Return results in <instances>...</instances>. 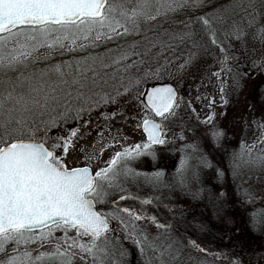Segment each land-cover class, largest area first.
<instances>
[{"label":"snow or ice","instance_id":"snow-or-ice-1","mask_svg":"<svg viewBox=\"0 0 264 264\" xmlns=\"http://www.w3.org/2000/svg\"><path fill=\"white\" fill-rule=\"evenodd\" d=\"M204 8L211 11L197 15ZM165 23L170 27L165 28ZM127 37L143 39L109 49L104 56L73 58L39 72L21 70L38 62L33 57L42 49L74 54L98 47L100 41ZM262 50L264 0H228L218 6L209 0H0V264H76L77 260L80 264H129L126 243L135 247L141 264H214L219 260L248 264L235 249L209 252L190 234L192 221L183 209L177 211L158 196L133 193L128 185L143 181L153 188L178 186L192 200L204 199L208 193L214 212L223 211L228 193L212 194L205 186L204 171L212 173L215 184L223 185L227 169L235 181L246 165L264 167V156L245 160L255 145H242L228 157L227 169L213 163L202 146L204 138L227 154L222 143L225 132L215 122L217 113L212 111L204 120L196 115L208 130L204 137H197L193 129L189 142L182 110L193 114L196 110L180 86L187 76L195 78L199 73L201 83H210L214 76L220 106L226 108L230 95L243 91L253 71L264 74V55H256ZM214 66L218 71L209 75L208 69ZM10 73H16L15 77ZM165 73L175 83L145 87L150 80H163ZM125 104L136 110L131 119L133 131L142 133L140 142L125 143L130 137L120 130L104 144V133L99 131V154L95 144L91 153L84 146L79 151L86 162L111 151L104 166L70 165V153L91 135L82 134L81 129L91 123L92 113L121 105L119 111L103 112L104 119H112L124 115ZM215 104L213 97L209 107ZM69 123L75 126L67 128ZM177 126L180 131L175 133ZM106 127L111 132V126ZM53 129L66 134L53 136ZM177 140L184 143L176 147ZM169 146L181 153L171 183L165 181L162 170L137 169L142 158L155 160L158 148ZM236 194L241 206L254 202L242 185ZM121 201H135L140 207H125ZM149 207H163L172 215L163 217ZM249 215L253 231L264 227V209ZM194 227L206 230L203 223Z\"/></svg>","mask_w":264,"mask_h":264},{"label":"rangeland","instance_id":"rangeland-1","mask_svg":"<svg viewBox=\"0 0 264 264\" xmlns=\"http://www.w3.org/2000/svg\"><path fill=\"white\" fill-rule=\"evenodd\" d=\"M155 27V25L153 26ZM105 41H100L97 43H103ZM82 43L88 44L90 42L83 41ZM68 53L67 50H64L63 53L60 51L56 52H50L48 49H42L39 54L33 57L34 61H38V63H41V61L46 58L49 55L56 56V55H62V54ZM155 53H153L154 55ZM151 59V57H149ZM148 58V59H149ZM32 65L35 63H30ZM49 66L52 64H48ZM41 70L45 69L49 66H46L44 63L40 64ZM46 66V67H45ZM218 71V66L211 67L208 69L209 75L211 72ZM258 76L253 77V85L250 86V88L247 87L246 92L243 96V92L239 93V95L235 94V98H240V105L239 107H236L233 105L232 102L226 107L222 108L220 106V92L218 88V82L216 78L213 76L211 78V82L209 83L208 80H204L203 83H201L200 74L198 73L195 78L192 76H187L185 79L181 82L180 86V92L184 96L186 101H191L192 108H195L196 113L193 114L191 111L187 108L183 109V113L186 114L187 120L186 124L188 127L185 128V136L187 137V140L191 142L193 139V129L195 130L197 137H204V134L207 132V127L204 125H200L199 122L196 120V115H199L200 120H204L208 114H210L212 111H215L217 113L216 117V123L217 125L223 129L225 132V139L222 141V143L227 139L226 136H229V139L232 138L235 141V144L237 146V151L240 150L241 146H247L251 147L252 145H255L254 148H252V154L251 157L245 156V160L251 159L252 161H258V158L261 156H264V143L260 142L261 140H264V128L261 127L262 124H264V82L258 83L257 81ZM164 82H172L175 83L172 80V77L169 73H165V78L157 83H164ZM156 84V83H155ZM153 85V84H151ZM150 84H146L145 87H149ZM200 97L198 100L197 97ZM215 98L216 104L212 107H209V103L212 98ZM249 97L255 100V102L258 105L262 106V113L257 112V104L255 105L253 101H249ZM124 102L121 101V104ZM121 105H109L107 109H99L97 111H94L91 115V123L88 125V127L82 128L81 133L84 132H90L91 135L85 137L84 140H81L77 144V151L71 152L68 158V163L70 165L75 166H84L86 163H91V166L93 169H96L98 167L104 166V162L110 157L111 151H107L104 153L102 157H99L98 159L92 160L90 162H86L84 159V153H81L79 151V148L81 146H84L86 152L91 153L93 151L92 145L95 144V153L98 155L100 148L102 147L101 144L96 143L98 137V132L103 131L104 137L103 141L104 144H107L112 137L117 136L118 131L122 130L123 134L126 136H129L130 139L126 141L125 143H137L140 142V140L143 138L142 133L140 131H133L134 128V121L131 119L134 115H136V110L131 104H125L123 107L124 115H117L112 119H104L103 118V112L107 111L109 113L116 112L120 110ZM244 107V108H243ZM246 107V110H245ZM221 112H226V115H221ZM127 119L128 123L125 124L124 120ZM80 123H83L82 121ZM111 126V132L107 130L106 126ZM75 126V123H69L66 127L72 128ZM59 131L58 133L60 135H65L66 132L63 129H55ZM54 130V131H55ZM175 133H178L180 131V128L174 127L173 130ZM56 133V131H55ZM56 133V134H58ZM55 136V134H53ZM173 137V133H169V139ZM183 141H176V147H179ZM210 141L204 138L203 141V147L204 150L207 152V149L210 148ZM172 146H169L167 149H160L157 150V158L155 160H152L151 157H144L141 161H138L136 163V167L139 171L145 172V173H152L158 170H162L166 176L167 171H171V175H173L176 172L177 167L179 166V161L181 158V153L179 151H173L171 150ZM116 149H113L112 151H115ZM209 158L212 159V157L209 155ZM213 160V159H212ZM220 159L215 161L213 160V163L215 164H222L220 163ZM242 176L241 178L235 177V181L233 179V176L231 174L230 178H232L231 184H229V187L234 186V190H237L240 182L236 181L237 179L243 180L248 177L249 174H258L261 177H264V167L257 168L255 164L253 165H246L242 169ZM204 179H205V186L209 189H211L212 194H215L217 191H219V188H225L226 187V180L228 179L227 172L224 178L223 185H217L214 183V180L212 178V173L205 170L204 171ZM166 181V177H164ZM245 183V182H244ZM243 183V184H244ZM246 183H248L246 181ZM242 184V183H241ZM254 187H249L245 184L242 188L248 189L253 197L254 202L250 205L247 204L241 211V213H238L239 220L236 219V214L233 212V208L228 205L227 200L223 201V211L219 214L214 212L212 205L209 203L207 199L208 193H205V198L200 200H192L191 197L186 196L182 191L175 193L174 190L160 186L159 188H153L149 185H145L143 181H140L138 184H129L128 187L130 191L133 193H136L141 196H158L160 200L163 203L166 204H172L177 208V211L180 209H183L188 218H191L194 222V224L203 223V216L206 215L207 220L205 224L206 226L209 225L210 227V235L213 234L214 236L218 234H229L232 231H235L237 229V226L243 227L250 226L251 217L249 213H251L254 210H260L264 209V180L262 183L255 182L253 183ZM262 186V191H259V186ZM171 191V192H170ZM257 192V193H256ZM237 195V194H236ZM113 198H118L113 197ZM122 206H133L136 207L137 210L139 209V204L135 201H121L120 202ZM238 209V208H237ZM148 210L153 213H157L163 217H171V213L167 211V209L160 207H149ZM204 212V213H203ZM205 212L207 214H205ZM240 212V211H239ZM249 221V222H248ZM115 223V222H114ZM264 232V227H260L255 232ZM59 235V233L57 234ZM208 239V238H206ZM210 239V237H209ZM126 247L130 250V257L131 263L133 264H141L142 258L140 257L139 253L135 249L134 246H132L130 243H126ZM50 250V249H46ZM213 261V258L211 262ZM76 264H80V261L77 260ZM214 264H229V260H219L214 261ZM254 264H264V257H260L257 259V261Z\"/></svg>","mask_w":264,"mask_h":264},{"label":"trees","instance_id":"trees-1","mask_svg":"<svg viewBox=\"0 0 264 264\" xmlns=\"http://www.w3.org/2000/svg\"><path fill=\"white\" fill-rule=\"evenodd\" d=\"M209 2H214L218 6L221 3H227L228 0H209ZM202 11H211V9L210 8H204V9L198 11L197 15L201 14ZM182 18H183L182 16L177 17V19H182ZM164 27L168 28V27H170V25L165 23ZM148 35L152 36L153 33L149 32ZM134 39L142 40L143 38L142 37H136V38L127 37V38H122V39H119V40H116L113 42L98 43L99 44L98 47L89 48L87 51H78L74 54H72V53H66L65 54L64 53V54L59 55V56L56 55V56H54L55 58L51 59V60L44 58L41 61V63L36 62V64H34V65L29 64L27 69H21V70L25 71L26 74L28 72H33V71L39 72L41 70L40 64H42V63H44L46 66H49L48 64L61 63L62 61L72 60L73 58L80 59V58L88 57V56H104L106 53H108L109 49H117L120 46L127 47V45L132 43V41ZM258 47H259V45H258ZM115 54L116 53H114V52L112 53V55H115ZM237 54H239V53H237ZM256 55L258 57L261 55H264V50L257 52ZM10 75L15 77L16 73H10ZM256 76H258V78H257L258 83L264 82V74L253 71V75L250 76L246 80V86L242 91L243 92L242 96L246 92H248V90H246L247 87L250 88V86L253 85L254 82L252 79H253V77H256ZM0 78H2V77H0ZM160 81H162V80H150L147 82V84L151 85V84H155V83L160 82ZM239 97H241V96H239ZM239 97L235 98V94H231L229 97L230 102L233 103L235 108L239 107V105H240V99L241 98L239 100H237ZM250 100L253 101V103L255 105L257 104L255 102V100L252 99L251 97H249V101ZM257 106H258L257 112L262 113V111H261L262 106L258 105V104H257ZM245 110H246V107H245ZM54 130L55 129L52 130V133H51L52 135L53 134L56 135V133L59 132V131L55 130L56 131V133H55ZM226 138L227 139L223 142V145H224V148L227 149V154L220 151L219 149L214 148L211 143L209 146L210 148L207 149V152L212 157L213 160L217 161L220 159L221 160L220 163H222L220 165L227 169L228 157L231 155L232 152L237 151V149H236L237 146L235 144L234 139H232V138L229 139L228 135L226 136ZM226 172H227V176H228V179L226 180V187L222 188V189L219 188V190L226 191L228 193V199H227L228 205L233 208V212L235 211L234 213L236 214V219L239 220L238 213H241V211L243 210V208L245 206H247V204L241 206L240 198H238L236 195L237 190L233 189L234 186L229 187L230 186L229 184H231V181H232V178H230L231 170L227 169ZM241 173H243L242 170H241ZM241 173H240V175H237L236 177L241 178V176H242ZM165 177H166V182L171 183V177H172L171 171H167ZM263 180H264V177L260 178V175L258 176V174L253 175V174L248 173L247 178H245L243 180L237 179L236 181H239L240 182L239 185H242V187L245 186V184L248 185L249 187H254L253 183H255V182L262 183ZM246 181L248 183H246ZM172 190H174L175 193L181 192V190L178 186ZM262 190H263L262 186L260 185L259 191L261 192ZM205 214H207V213L205 212ZM187 218H188V216H187ZM202 218H203V223H206L207 220L209 219L206 217V215L203 216ZM188 220L192 221V224L189 227L190 234L193 235L194 238H198L201 245L203 247H205L206 249H208L209 252H221V251L229 252L230 250L235 249V251L237 253H239V255L242 257V259L245 260L246 262H248V264H254L258 258L264 257V232L262 233V231L257 233L255 231H253L250 226L248 227V226L244 225L243 227L237 226V229L235 231H232L231 233H229L227 235L218 234V235L214 236L213 234L210 235L211 230H210L209 225L206 226V230L204 232H199L196 229V227H194L195 222L191 218H188ZM209 237H210V239H209ZM206 238H208V239H206ZM193 255L197 256L199 258H206L210 262L212 260V257H205L204 254H201V253H195L194 252ZM131 262H132L131 259H129V264H133Z\"/></svg>","mask_w":264,"mask_h":264},{"label":"water","instance_id":"water-1","mask_svg":"<svg viewBox=\"0 0 264 264\" xmlns=\"http://www.w3.org/2000/svg\"><path fill=\"white\" fill-rule=\"evenodd\" d=\"M164 83H166V82H164ZM161 84H163V83L153 84V85H150L149 87H152V86H160Z\"/></svg>","mask_w":264,"mask_h":264}]
</instances>
